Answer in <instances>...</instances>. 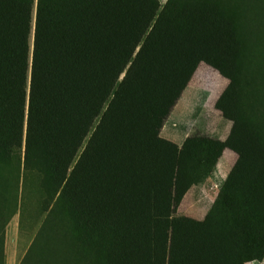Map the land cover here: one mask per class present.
I'll return each mask as SVG.
<instances>
[{"label": "trees", "instance_id": "obj_1", "mask_svg": "<svg viewBox=\"0 0 264 264\" xmlns=\"http://www.w3.org/2000/svg\"><path fill=\"white\" fill-rule=\"evenodd\" d=\"M223 2L0 0V225L33 192L42 214L20 264L263 260L264 141L239 61L264 32ZM200 63L228 80L231 127L178 146L160 132ZM224 149L237 159L204 218L176 216Z\"/></svg>", "mask_w": 264, "mask_h": 264}, {"label": "rangeland", "instance_id": "obj_2", "mask_svg": "<svg viewBox=\"0 0 264 264\" xmlns=\"http://www.w3.org/2000/svg\"><path fill=\"white\" fill-rule=\"evenodd\" d=\"M223 4L237 8V14L240 15L251 6V15L246 24L259 26L264 32V6L260 8L261 0H256V6L253 0H224ZM247 44L248 48L243 50L239 61L243 121L251 125L264 141V41L257 40ZM227 84L228 80L217 71L204 63L198 64L163 125L160 136L177 144H181L186 137L197 134L224 140L231 122L221 117L220 112L215 109V103ZM229 153L222 155L216 176L223 173V167L229 172L234 164L237 155L231 150ZM28 186L32 188V185ZM34 194L30 193L26 202L24 201L23 210L19 211L17 205L15 213L0 225L2 264H20L36 234L42 214ZM212 198L210 190L200 186L192 187L177 207L175 215L202 220L211 207ZM245 264H264V258L261 262L251 261Z\"/></svg>", "mask_w": 264, "mask_h": 264}, {"label": "crops", "instance_id": "obj_3", "mask_svg": "<svg viewBox=\"0 0 264 264\" xmlns=\"http://www.w3.org/2000/svg\"><path fill=\"white\" fill-rule=\"evenodd\" d=\"M159 1V3H161V4H164L165 2H166V0H158ZM190 137V136H189ZM227 137V136H226ZM163 138V137H162ZM186 138H188V137H186ZM185 138V139H186ZM163 139H165V140H168V139H166V138H163ZM184 139V140H185ZM218 139V138H217ZM184 140H183V142H184ZM219 140H221V139H219ZM225 140V139H224ZM224 140H221V141H224ZM168 141H170V140H168ZM170 142H172V143H174V144H176V145H178V146H180L181 144H177V143H175V142H173V141H170ZM229 151L230 150H228V149H224L223 150V152L221 153V155H220V157L218 158V160L216 161V163H215V165H214V167H213V169H212V171H211V173H210V175L208 176V178L201 184V185H199L200 187H202V188H204L205 190H210L211 191V194H213V198H212V204L214 203V201H215V199H216V197H217V195H218V192H219V190H220V188H221V186H222V184H223V182H224V180L226 179V177H227V175H228V173L229 172H227V169H225L224 167H223V173H220L219 175H217L216 176V174H215V172H216V170H217V166H218V163H219V161H220V159H221V157H222V155H225V154H230L229 153ZM232 152V151H231ZM230 156V155H229ZM236 159H237V156H236ZM236 161V160H235ZM235 163V162H234ZM234 165V164H233ZM233 165H231V167L233 166ZM231 167H230V169H231ZM230 171V170H229ZM215 174V175H214ZM216 184H220V186H216ZM199 186H197V187H199ZM191 189V188H190ZM189 189V190H190ZM188 190V191H189ZM188 191H187V193H188ZM186 193V194H187ZM186 194L184 195V197H183V199L186 197ZM182 199V200H183ZM212 204H211V206H212ZM210 209V208H209ZM207 212H208V210H207ZM206 212V213H207ZM206 215V214H205ZM189 218V217H188ZM194 220H196V219H194Z\"/></svg>", "mask_w": 264, "mask_h": 264}]
</instances>
